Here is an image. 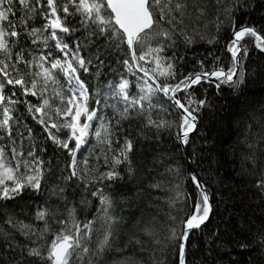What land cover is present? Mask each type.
Instances as JSON below:
<instances>
[{
	"label": "snow or ice",
	"instance_id": "snow-or-ice-1",
	"mask_svg": "<svg viewBox=\"0 0 264 264\" xmlns=\"http://www.w3.org/2000/svg\"><path fill=\"white\" fill-rule=\"evenodd\" d=\"M222 33V51L193 52L186 68ZM253 52L264 55V0H0V202L34 198L25 218L3 209L0 264H264V124L239 141L237 174L260 213L235 223L226 208L213 222L211 181H222L199 131L208 100L195 95L202 84L238 91L258 73ZM137 142L149 145L148 207L166 209L128 230L116 185L137 174Z\"/></svg>",
	"mask_w": 264,
	"mask_h": 264
},
{
	"label": "trees",
	"instance_id": "trees-1",
	"mask_svg": "<svg viewBox=\"0 0 264 264\" xmlns=\"http://www.w3.org/2000/svg\"><path fill=\"white\" fill-rule=\"evenodd\" d=\"M223 35L222 33L220 43L216 46L206 43L195 45L193 50L189 52L190 63L186 65V68L191 67L193 52L198 53L199 56H205L208 52L222 51L224 45ZM248 64L250 65L249 71L258 70V73L248 77L245 84L238 91L222 86L218 93L215 87L209 84H202L195 89L197 98H207L208 100V107L202 109L200 113L199 131L216 144V152L213 153V156H215L217 163L211 166L214 169H218L222 181L219 184L214 179L211 181V191L214 193L213 202L217 213V216L213 218V222L219 219V214H223L225 217L228 216L225 211L226 208L239 213L238 218H233L235 223H241L251 217L254 212L258 215L261 211L258 206V199L253 198L256 195L255 189L247 182V177L237 175L242 172L240 152L243 146L239 145V141L245 138L249 124L251 125L252 133H258L261 130V124H264V55L253 52ZM82 78L90 86L95 85V80H89L88 77L84 76ZM28 123L32 124L30 120ZM32 126L34 128L37 127L34 124ZM124 127L128 129L133 138L136 137L137 130L135 128H131L127 124ZM249 138L254 139L252 136ZM170 143L168 141L165 147H169ZM96 144L95 137H91V143L81 153V158H89L90 163H95L94 155L99 152V146H96ZM234 145L236 146L235 151H233L232 147ZM142 147L143 151L140 150L141 143L137 142V151L133 155L134 166L138 169L137 174L132 178L125 175L124 180L116 185L117 192L123 194L117 211L121 208L123 209L128 230L133 229L136 220L141 216L148 218L154 214L157 204H159V207L166 209V205L159 202H153V207H148L150 198L143 191V167L144 161L146 159L150 160L147 155L149 145L143 144ZM260 147L264 148V143ZM174 158L179 163L186 161L185 153L182 149L175 151ZM100 163L102 165L103 161L101 160ZM192 166L194 171L200 172L196 165L192 164ZM244 166L247 167V164H244ZM208 167V160H205L204 168L207 169ZM185 168H187V164ZM101 170L104 169L101 168ZM121 170H123V166H121ZM162 170V168L159 169V171ZM205 178L208 179L207 176ZM191 188L192 185L189 181L187 189L191 190ZM237 192L240 194L239 196L235 195ZM164 195L166 193L160 191H153L150 194L151 197H162ZM33 199L30 198L29 193H25L23 200L9 201L7 204L0 202V220L3 219V209L5 207L15 209L21 218H25L24 213L21 212V206H25L29 212L34 211V208L31 207ZM39 200L42 201L43 197H40ZM110 259L119 260L121 256L114 252Z\"/></svg>",
	"mask_w": 264,
	"mask_h": 264
},
{
	"label": "water",
	"instance_id": "water-1",
	"mask_svg": "<svg viewBox=\"0 0 264 264\" xmlns=\"http://www.w3.org/2000/svg\"><path fill=\"white\" fill-rule=\"evenodd\" d=\"M185 158H186V160L188 161V163H187V167L190 166V167L193 169L192 163H191L190 159L187 157L186 154H185ZM193 170H194V169H193Z\"/></svg>",
	"mask_w": 264,
	"mask_h": 264
}]
</instances>
